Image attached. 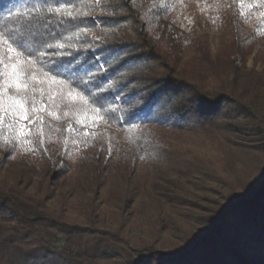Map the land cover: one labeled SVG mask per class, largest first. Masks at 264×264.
<instances>
[{"label": "trees", "instance_id": "obj_1", "mask_svg": "<svg viewBox=\"0 0 264 264\" xmlns=\"http://www.w3.org/2000/svg\"><path fill=\"white\" fill-rule=\"evenodd\" d=\"M98 1L0 0V33L45 53L34 65L19 55L22 93L0 75V264H264V0H183L195 5L188 20L223 32L220 49H231L217 53L207 37L174 28L187 20L181 0ZM7 47L0 41L10 66L21 48ZM9 96L25 101L27 120ZM209 181L227 188L225 202L209 216L186 214L189 185ZM58 183L73 200L57 195ZM134 203L142 224L128 222ZM103 204L117 226L99 224ZM180 221L198 233L161 249Z\"/></svg>", "mask_w": 264, "mask_h": 264}, {"label": "rangeland", "instance_id": "obj_2", "mask_svg": "<svg viewBox=\"0 0 264 264\" xmlns=\"http://www.w3.org/2000/svg\"><path fill=\"white\" fill-rule=\"evenodd\" d=\"M95 2L97 4L99 3L98 0H95ZM180 6H181V10H182L183 14L186 16L187 20H176V23L173 25H174V28L178 29L180 34H182V37H184V39L186 37L188 39L198 40V39H202V37H207L214 53L222 52L223 50H225V52H227L231 49V47H224V48L220 49V47L222 45L223 32H219L217 29H209V30L203 31L204 29H202L201 24H203L204 20H188V18L190 19V17H191L190 13H192V11H193V9L192 10H190V9L192 6L193 7L195 6L193 3H190L189 1L184 2L183 0H181ZM99 14H100V12H99V10H97L96 12H94L91 15V19L94 22H97L95 20V18ZM249 30L251 31V29H249ZM260 34H261V37H259V39H257V40L263 42V44H264V33H260ZM162 42H163V40H162ZM148 52L146 53V55H151ZM249 65L250 66L253 65L252 60L249 62ZM261 68H262V66L260 65L259 69H261ZM111 85H113V83H111ZM163 106H162V108L155 110V112H156V115H154L155 117L157 116L158 113H160V114L165 113V111L161 110L164 108ZM115 131L118 133H121V131L118 129ZM181 134H183L184 139L188 140L190 143H192V144L195 143L197 146L201 145L204 147V144L201 143L203 140V138L201 136L196 135V134H195L196 135L195 136L189 132H183ZM35 177L37 178L38 176L35 174ZM191 184H195V183L191 182ZM68 191H69L68 188L66 186L62 185L61 183H58L56 185L57 195H62V197L67 196L69 198ZM227 193H228L227 188H225L220 183H217L216 181H209L206 183V185L204 187H202V186L196 187L193 185H189V193H188V196L186 197L188 202L185 205H183V211L186 212V214H190L191 216H194V217L209 216V215H211L212 209H215L221 203L225 202V195H227ZM106 195H107V191L106 190L102 191V195L100 197V200L104 201L106 199ZM69 199H70L69 201L73 200L72 198H69ZM53 207L57 210L62 208L65 212L66 217L69 220L74 221V222L85 223V217L76 208H74L70 205H63L62 206V204H60V203L55 205V206L53 205ZM102 208H103L104 212L100 216L99 224L103 225L104 223H107L109 225L117 226L118 225L117 223H113L109 219L110 215L107 212L111 211L110 208L106 204H103ZM131 210L134 214H132V216L130 218L128 217L129 224H132L136 221V218H134L133 216H135V217L138 216V220L136 222H139V224H142L139 221V219L141 218L142 220H144V218L147 217V215L145 216L142 214L143 209H141L137 203H134L132 205ZM139 212H141V213H139ZM157 217H158L157 213L153 212L151 218H152V221H154V223L156 222ZM198 230H199V228H197V225L195 226L194 223L188 224L184 221H180V222L174 224L173 225V231H171L170 229H165L163 231L162 237H160V238H163L161 249L166 250V251L170 250L171 249L170 247L175 245V244H178L180 242L179 239L182 238L184 235L196 234V233H198ZM131 233L134 236L144 235L142 232H140V228L138 226H135V225L134 226L132 225ZM148 238L151 240H154V241L157 239L155 236L154 237L151 236ZM63 245H64V239L62 237H60L59 240L57 241L56 246L61 248ZM135 260L138 261L139 256L136 257Z\"/></svg>", "mask_w": 264, "mask_h": 264}, {"label": "snow or ice", "instance_id": "obj_3", "mask_svg": "<svg viewBox=\"0 0 264 264\" xmlns=\"http://www.w3.org/2000/svg\"><path fill=\"white\" fill-rule=\"evenodd\" d=\"M54 11V10H49ZM58 11V10H56ZM69 16H71V13H68ZM0 41H2L4 44H7V52L8 53H17V48H21V52L17 53L16 57L9 56L8 59H15V63H12L10 66L9 64L4 62V59L0 57V67H2L5 71L3 73H0V75H7L8 76V88L14 89L16 93H22L26 91L29 88L28 79L29 74H25L24 64H22L19 60V55H23L25 52L28 56V59L26 61L27 65H34L39 62V57H43L45 55L44 52H40L38 54L33 53L32 51L23 49V39L18 38L15 40H12V42H9V39L5 38L4 33H0ZM17 45V47H13V45ZM60 47L62 48L63 45L61 44ZM36 56L37 59L33 60L32 57ZM11 68V71H7L8 68ZM44 77L48 79V82L53 85H57L61 89L68 88L70 85L65 84L63 80H58L55 75L48 76V72L42 73ZM31 80L35 81L36 76L31 75ZM8 88L4 89L5 92L8 91ZM72 91H75L73 88ZM71 95V92L69 93ZM80 100L84 102V104H87L88 101L83 95H80ZM8 100L10 101L8 107L9 109H12L17 112V114L20 116L22 120H27L28 115L25 110V101L23 99H17L12 96L8 97ZM96 112H99L100 109H95ZM102 118V117H101ZM21 136L24 135L23 131L20 133Z\"/></svg>", "mask_w": 264, "mask_h": 264}]
</instances>
